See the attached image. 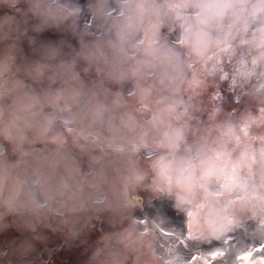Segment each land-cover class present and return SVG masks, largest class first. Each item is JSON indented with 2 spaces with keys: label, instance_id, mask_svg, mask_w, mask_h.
<instances>
[{
  "label": "clouds",
  "instance_id": "obj_1",
  "mask_svg": "<svg viewBox=\"0 0 264 264\" xmlns=\"http://www.w3.org/2000/svg\"><path fill=\"white\" fill-rule=\"evenodd\" d=\"M0 264H264V0H0Z\"/></svg>",
  "mask_w": 264,
  "mask_h": 264
}]
</instances>
